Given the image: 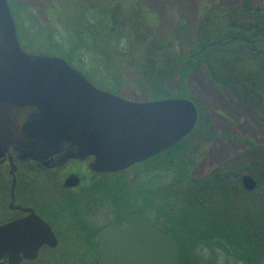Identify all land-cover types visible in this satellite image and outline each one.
I'll list each match as a JSON object with an SVG mask.
<instances>
[{"label": "trees", "instance_id": "obj_1", "mask_svg": "<svg viewBox=\"0 0 264 264\" xmlns=\"http://www.w3.org/2000/svg\"><path fill=\"white\" fill-rule=\"evenodd\" d=\"M8 3L13 16L14 7ZM101 8V12L89 9L99 18L87 21L85 31L91 33L98 19L103 18L101 35L107 39L117 34L118 38L113 46L112 39L109 40L104 53L110 59L125 60V68L137 72L146 81L152 92L147 94L148 101L181 98L187 92L184 87L187 77L203 67L217 86L230 90L242 102L264 107V8L252 6L251 0H240L235 12H210L203 8L197 19L195 41L185 55L180 54L177 39L179 34L185 38L184 27L182 30L172 28L162 38L150 32L137 34L135 27L123 28L125 22L120 21L115 9L110 8L106 15ZM27 26L34 36L42 37L44 32L52 35L51 46L56 49L52 53L36 51L32 54L62 58L87 77V48L83 46L85 52H78L79 49L67 47L68 40H58L50 29L42 32L26 10ZM119 28H123L124 33H116ZM132 34L135 41L130 42ZM131 52L135 56L127 61ZM104 62L108 65L109 61ZM106 68L110 70L113 66ZM105 81V90L116 92L113 87L119 81L112 82L107 77ZM206 130L209 125L198 114L191 133L161 155L159 164L164 160L169 166L184 163L188 139H199ZM244 143L247 149L241 155L243 165L212 171L200 181H190L185 175L178 178L177 172L170 175L164 184L169 188L181 184V191L171 189L170 193L174 200L182 202V208L168 210L164 220L158 211L153 216L150 211L143 213L154 227L174 239L180 264H217L218 257L223 264H264V146H255L249 140ZM244 174L250 175L256 183L252 192L241 184ZM158 183L163 184L160 175Z\"/></svg>", "mask_w": 264, "mask_h": 264}, {"label": "rangeland", "instance_id": "obj_2", "mask_svg": "<svg viewBox=\"0 0 264 264\" xmlns=\"http://www.w3.org/2000/svg\"><path fill=\"white\" fill-rule=\"evenodd\" d=\"M8 2L14 7L13 19L23 51L55 52V47L51 46L52 35L44 32L50 29L58 40L61 38L62 42L69 41L68 45L66 44L68 48L79 49L78 52H85L83 46L87 48L89 62L86 78L95 88L105 90L104 82L107 77L112 82L119 81L113 89L121 97L131 102L142 103L149 102L147 94L151 95V87L139 77L137 72L125 68V60L122 62L118 57L115 60L112 57L110 59L104 53V49L109 47V40L112 39L111 46H113L118 38H116L117 34L107 39L101 35L103 18L98 19L100 21L91 33L85 31L87 21L99 18L93 12H89V9L96 8L101 12L103 7L106 15L110 12V8L115 9L120 21L125 22L123 28L135 27L136 31H139L136 32L137 34L150 32L162 38L172 28L182 30L184 27L185 38L179 34L177 39L180 54L185 55L189 45L195 41L197 19L203 8L210 12L220 10L235 12L240 0H8ZM251 5L264 8V0H251ZM26 10L44 32L42 37L34 36L30 29L27 30L29 25L27 24L26 27ZM123 28L117 29L116 33H124ZM134 39L135 36L132 34L130 42ZM129 55L127 61L134 57L135 53L131 52ZM71 57L73 59V56ZM105 60L109 61L108 65ZM108 66H113V69H107ZM184 87L187 92L177 99L191 101L196 106L199 118L209 125V130H206L199 139L195 137L188 139L187 153L181 165L179 162L177 165L169 166L164 164L165 160L160 161L158 174L163 184H159L155 198L157 197V211L161 220H164V214L168 210H177L184 206L181 205L180 200H174V195L170 193L172 190L181 191V184L172 188L164 184L174 172H177L178 178L185 175L190 181H200L212 171L231 170L243 165L245 161L242 160L241 155L247 149L244 141L249 140L255 146H264L263 105L242 102L230 90L214 84L203 67L190 73ZM107 91L115 93L112 90ZM0 169L4 174V179L0 174V208L3 209H1L0 222H3L10 216L7 211L10 177L7 174V165ZM116 178H111V181L117 180ZM151 194L150 190L143 193V200L149 207ZM62 227V224H54L55 232L59 236H65L67 244L52 255L40 254L38 261L33 264H42L44 260L49 259L51 264H65L67 259L81 264L76 258H80L83 254L93 255L91 245H83L76 235L68 231L69 228ZM217 264H223L221 257H218Z\"/></svg>", "mask_w": 264, "mask_h": 264}, {"label": "water", "instance_id": "obj_3", "mask_svg": "<svg viewBox=\"0 0 264 264\" xmlns=\"http://www.w3.org/2000/svg\"><path fill=\"white\" fill-rule=\"evenodd\" d=\"M87 94L94 97V103H107L111 117L119 119L101 142L104 152L125 151L111 170L127 168L176 146L197 121L196 107L189 100L127 101L95 89L62 58L23 51L9 3L0 0V159L5 148L26 145L34 136V123L40 122L41 130L64 125L61 112ZM42 105L46 107L43 116ZM69 114L65 125L78 127ZM92 123L95 131L103 129L100 122ZM241 184L248 192L256 187L250 176H243ZM95 240L96 264H180L174 239L139 214L129 215L125 228L110 225L99 230ZM42 245L55 246L56 239L35 216L0 226V260L7 258L9 264L33 260Z\"/></svg>", "mask_w": 264, "mask_h": 264}, {"label": "flooded vegetation", "instance_id": "obj_4", "mask_svg": "<svg viewBox=\"0 0 264 264\" xmlns=\"http://www.w3.org/2000/svg\"><path fill=\"white\" fill-rule=\"evenodd\" d=\"M100 91L124 99L116 92ZM94 102V97L87 94L61 112L65 124L68 123V114L72 113L70 118H75L72 121L77 122L78 127L64 124L41 130L40 122L34 123V136L29 137L26 145H14L2 151L0 167L7 165L10 177L7 205L10 216L0 222V226L35 216L50 228L56 239L55 246L42 245L35 259H23L20 264H33L40 254L52 255L67 244V238L55 232L56 223L69 228L68 231L83 245H91L93 255L83 254L76 258L81 264H96L95 235L99 230L110 225L125 228L126 219L131 214L141 215L152 225L143 213L150 211L153 216L157 212L155 191L159 186V158L167 150L127 168L111 170L125 151L104 152L101 142L103 134L110 132L119 119L111 117L107 103ZM45 108L42 105L41 116ZM93 121L100 122L103 129L95 131ZM0 174L4 179L1 169ZM111 178L117 180L111 181ZM148 188L152 193L150 207L143 200V193ZM67 263L78 264L69 259L65 261ZM0 264H9L8 259H1ZM42 264H51V260H44Z\"/></svg>", "mask_w": 264, "mask_h": 264}]
</instances>
